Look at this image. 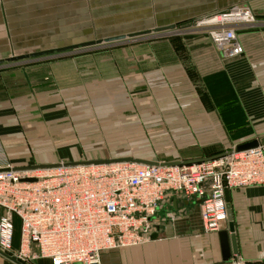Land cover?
I'll return each mask as SVG.
<instances>
[{
    "label": "rangeland",
    "instance_id": "1",
    "mask_svg": "<svg viewBox=\"0 0 264 264\" xmlns=\"http://www.w3.org/2000/svg\"><path fill=\"white\" fill-rule=\"evenodd\" d=\"M101 4L104 2L82 1L80 9L75 8L76 16H65L64 26L58 28H53L58 19L50 17L53 24L48 32L42 28L41 34L34 36L37 39L18 41L17 48L7 53L10 57L40 48L124 36L85 48H66L60 51L63 54H54L57 56L30 57L10 66L15 71L11 77L17 85V113H12L14 129L1 126L0 130L10 164L32 166L117 157L154 162L196 160L233 149L240 138L264 135V120L251 119L233 87L232 83L245 80L191 74L184 65L181 73L161 70L158 74L159 68L152 61H127V52H133L137 44L177 45L191 34L184 26L189 29L195 21L182 24L183 30L174 25L162 32L129 37L159 26L128 29L119 18L104 19L98 14ZM176 50L181 52L178 46ZM161 53L167 54V50ZM8 77L3 80L10 81ZM252 78L261 81L264 77ZM0 118L8 122L2 109ZM205 122L213 128L206 127ZM18 228L16 219V234ZM45 262L35 264H48ZM0 264L13 263L0 256Z\"/></svg>",
    "mask_w": 264,
    "mask_h": 264
},
{
    "label": "built area",
    "instance_id": "2",
    "mask_svg": "<svg viewBox=\"0 0 264 264\" xmlns=\"http://www.w3.org/2000/svg\"><path fill=\"white\" fill-rule=\"evenodd\" d=\"M254 22L248 7L234 5L197 19L188 32H200L224 56H236L244 49L235 26ZM64 163L16 167L0 140V250L24 264H101L106 251L142 245L159 221L174 220L172 213L159 221L156 216L170 193L196 201L203 230L218 231L227 220L225 189L264 186V144L173 165Z\"/></svg>",
    "mask_w": 264,
    "mask_h": 264
},
{
    "label": "crops",
    "instance_id": "3",
    "mask_svg": "<svg viewBox=\"0 0 264 264\" xmlns=\"http://www.w3.org/2000/svg\"><path fill=\"white\" fill-rule=\"evenodd\" d=\"M82 1L84 0H0V60H3L0 63V110L3 111L4 119L8 120V122L1 121L0 118V122L5 123L0 125V130H2L1 126L14 129L11 127L13 126L12 113L13 115L17 113L15 94L17 85L11 77L15 71L10 69V66L17 62L5 61L9 58L7 53L17 48L18 41L37 39L34 36L41 34L43 29L44 33L48 32L50 24H53L50 23V17L58 19L57 23L53 24V28H58L59 25L64 26L65 16L75 17V8L80 9ZM90 1H103L104 4L99 5L96 11L98 14H102L104 19L119 18L122 25L126 28L130 26L132 29L153 25L159 27L180 25L178 27L183 30L182 24L188 26L199 18L227 10L234 5L248 7L254 13L256 21L252 25L235 26L237 37L244 49L240 55L226 57L216 49L207 36L199 34L200 32H193L190 36L181 38L182 41L177 45L164 42L137 44V47L132 49L133 52L130 53L131 50L127 52L126 57L127 61L133 64H140L146 60L152 61V65L156 64L159 68L158 74L161 70L168 73H181L180 68L184 65L190 69L191 74L221 75L222 77L226 75L234 80L241 78L245 81L240 80L241 83L232 84L246 112L250 114L253 121L264 120V78L261 81L257 78L254 81L252 78L258 75L264 77V0ZM2 18L5 24H2ZM28 19H34V21ZM184 27V30H188L186 26ZM176 46L181 52H177ZM68 47L70 46L54 49L40 48L36 52L52 51V54L39 56L42 59L57 56L54 54H63L64 52H57V49ZM162 49H166L167 54L161 53ZM145 50H149V53H145ZM2 51H5V56H2ZM28 60L30 58L20 62ZM161 61H163L162 66ZM5 75L9 76L10 81L3 80ZM22 126L29 125L23 123ZM206 127L213 128L209 123H206ZM244 140L240 138L237 142ZM2 145L4 146L3 142ZM230 201L238 248L235 259L246 263H264V186L253 185L232 189ZM167 213H172L174 220L159 221ZM156 216L159 224L153 232L156 235L155 238H151L142 245L118 248L122 249L118 254H112L115 249L106 251L110 253L104 252L101 255V264L222 263L218 234L221 231H227L229 235L227 220L222 222L218 231H204L198 203L185 199L180 193H170L162 202ZM40 261L51 264L46 259L37 260L35 263Z\"/></svg>",
    "mask_w": 264,
    "mask_h": 264
},
{
    "label": "water",
    "instance_id": "4",
    "mask_svg": "<svg viewBox=\"0 0 264 264\" xmlns=\"http://www.w3.org/2000/svg\"><path fill=\"white\" fill-rule=\"evenodd\" d=\"M174 28V25L170 26H163V27H156L153 28L152 30H145L141 32H136V33H131L128 34L129 37L137 36L139 34H148L150 32H162L167 29H172ZM124 36H113V37H108L103 40L98 39L95 41H89V42H84L79 45H74L70 46L68 48H77L78 46L80 47H88V46H93L95 44H101L103 41L104 42H111V41H116V40H121L123 39ZM66 50L64 49H57V52H60ZM52 53L51 50L49 51H39V52H33V53H28V54H20V55H15L11 56L5 61L7 62H18L21 60L28 59L30 57H38L42 56L45 54H50ZM3 60H0V63H2ZM259 144H264V135L258 136L251 138L249 140L242 141L238 143L235 146V150L237 152L255 147ZM199 160V159H196ZM196 160H187V161H171V162H163V164L166 165H173V164H182V163H188L191 161H196ZM122 161H127V162H135V163H143V164H156L157 162L154 161H148L145 159L141 158H136V157H117V158H107V159H93V160H86V161H72V162H65L64 164L66 165H76V164H81V163H108V162H122ZM59 163H51V164H39V165H32V166H24V167H19V168H43V167H51L54 165H58ZM30 181H33L34 179H28ZM224 199L226 203V213H227V222H228V232L229 235L227 234V231H221L219 232V240H220V247H221V264H264V263H246V262H240V263H229V259L231 256H237L238 254V248L236 244V236H235V231H234V222H233V213H232V208H231V201H230V191L228 189L224 190ZM156 235L152 234L151 238H155ZM0 256L4 257L5 259L9 260L13 264H24L20 262L19 260L16 259L13 255H10L2 250H0Z\"/></svg>",
    "mask_w": 264,
    "mask_h": 264
},
{
    "label": "trees",
    "instance_id": "5",
    "mask_svg": "<svg viewBox=\"0 0 264 264\" xmlns=\"http://www.w3.org/2000/svg\"><path fill=\"white\" fill-rule=\"evenodd\" d=\"M245 140H249V139H245ZM245 140H244V141H245ZM216 154H218V153H216ZM213 155H215V154H213ZM210 156H212V155H210ZM14 220H16V218H15ZM15 235H17V234H16V231H15Z\"/></svg>",
    "mask_w": 264,
    "mask_h": 264
}]
</instances>
